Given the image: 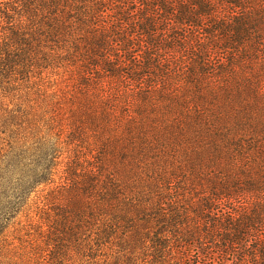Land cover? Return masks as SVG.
<instances>
[{"label":"trees","instance_id":"1","mask_svg":"<svg viewBox=\"0 0 264 264\" xmlns=\"http://www.w3.org/2000/svg\"><path fill=\"white\" fill-rule=\"evenodd\" d=\"M0 264H264V0H0Z\"/></svg>","mask_w":264,"mask_h":264}]
</instances>
